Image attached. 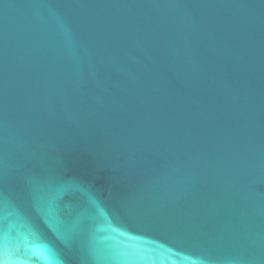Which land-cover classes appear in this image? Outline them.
Listing matches in <instances>:
<instances>
[{"label":"water","instance_id":"95a60500","mask_svg":"<svg viewBox=\"0 0 264 264\" xmlns=\"http://www.w3.org/2000/svg\"><path fill=\"white\" fill-rule=\"evenodd\" d=\"M0 264H264V0H0Z\"/></svg>","mask_w":264,"mask_h":264}]
</instances>
